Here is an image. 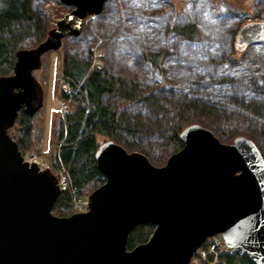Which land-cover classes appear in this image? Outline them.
Masks as SVG:
<instances>
[{
	"label": "water",
	"instance_id": "obj_1",
	"mask_svg": "<svg viewBox=\"0 0 264 264\" xmlns=\"http://www.w3.org/2000/svg\"><path fill=\"white\" fill-rule=\"evenodd\" d=\"M72 10L36 47L15 53L13 73L0 77V264H189L209 237L219 235L236 255L264 264V159L254 143H222L198 124L179 134L182 148L163 166L113 141L94 154L104 183L88 197V210L52 214L60 190L50 170L23 161L8 135L19 111L32 118L44 106L33 72L41 56L76 37L83 21L106 0H60ZM72 22V23H71ZM264 45V21L244 24L234 50ZM154 230L127 250L130 232Z\"/></svg>",
	"mask_w": 264,
	"mask_h": 264
},
{
	"label": "rangeland",
	"instance_id": "obj_2",
	"mask_svg": "<svg viewBox=\"0 0 264 264\" xmlns=\"http://www.w3.org/2000/svg\"><path fill=\"white\" fill-rule=\"evenodd\" d=\"M30 1L33 13L41 19L47 31L72 10L60 0ZM260 21H264V0H106L98 15L83 21L80 36L75 39L65 37L57 51L41 57V68L34 76L46 87L45 107L34 115L33 142L24 153L37 157L40 169L50 170L64 178L65 174L54 167L50 156L53 152L58 153V118L62 119L72 107L71 96L66 100L62 98L63 94L70 92L62 90L61 64L66 53L83 55L85 45L92 51V65L104 67L110 74L125 78L138 93L153 95L163 105L162 114L154 112L144 102L125 104L116 96L104 98L130 121L145 123L149 131L154 122L169 113L173 102H198L214 108L211 125L236 120L238 125L246 127L243 130L252 140L245 138L254 143L264 159V108L258 107L264 104V94L256 88V78L264 74V45L250 46L241 53L236 52L233 46L235 34L244 24ZM188 22L199 30V41H183L173 31V26ZM162 50L167 52L161 65L164 78L153 73L152 66L143 58L146 52ZM52 55L56 64L52 62ZM166 80L175 83H168V86L165 85ZM55 102L62 103L66 109L62 113L56 112ZM227 124L222 125L223 129L228 127ZM145 136L122 134L125 142L136 147L143 146L150 139H158L154 134ZM105 141L108 140L99 138L101 144ZM130 150L128 152H137L134 148ZM89 191L82 190L75 197L79 199L74 201L71 197L69 208L72 214L79 208H86L88 197L93 192ZM215 244L218 247L213 251L219 253L223 250V253L218 257V254L210 252L202 254L195 264H216L225 256L234 258L232 249L233 252L222 248L225 245L221 238L210 246L215 247ZM210 246L206 249L212 250Z\"/></svg>",
	"mask_w": 264,
	"mask_h": 264
},
{
	"label": "trees",
	"instance_id": "obj_3",
	"mask_svg": "<svg viewBox=\"0 0 264 264\" xmlns=\"http://www.w3.org/2000/svg\"><path fill=\"white\" fill-rule=\"evenodd\" d=\"M46 31L41 19L33 13L30 0H0V77L12 75L15 53L22 49L36 47L45 39ZM173 31L183 41L200 40L199 30L191 22L175 25ZM78 36L80 33L76 37ZM166 56L165 50L143 54L144 60L150 67L152 66L153 73L156 72L163 78L165 72L161 65ZM91 57V49L84 45L83 55L66 53L62 58L60 79L70 89V94H63L62 98L66 100L71 96L72 107L62 119L58 118V153L53 152L50 156L55 168H63L66 171L69 189L60 192L52 208L53 215L58 217L72 215L69 208L71 190L80 193L84 189H89V192H92L104 183V178L98 172L94 159V154L101 144L99 138L113 141L129 150L134 148L135 151L145 155L155 166L164 164L169 155L182 148L179 134L189 125H200L211 131L222 142L230 143L235 138L243 136L252 140V137L243 130L246 127L238 125L236 120L228 119L230 122L220 121L211 125L212 117L215 115L214 108L206 107L196 101L191 104L181 101L173 102L169 106V113H164L162 120L154 122L151 130H146L145 123L130 121L125 114L107 104L104 98L116 96L121 98L125 104L144 102L154 112L162 114L163 105L153 95L138 93L125 78L110 74L104 67L93 66ZM256 79V88L264 94V74ZM168 83L174 84L175 82L166 80L165 85ZM41 86L45 96L46 87L44 83ZM258 107L264 108V104ZM33 118L19 111L13 127L8 130V135L21 153L32 145ZM225 124L228 127L223 129L222 125L226 126ZM123 133L129 136L154 134L158 139L155 141L150 139L143 146L136 147L125 142L122 138ZM153 230L152 224L135 227L128 236L127 250L146 243ZM234 258L221 257V262L216 264H252L245 256L234 254Z\"/></svg>",
	"mask_w": 264,
	"mask_h": 264
},
{
	"label": "built area",
	"instance_id": "obj_4",
	"mask_svg": "<svg viewBox=\"0 0 264 264\" xmlns=\"http://www.w3.org/2000/svg\"><path fill=\"white\" fill-rule=\"evenodd\" d=\"M62 90L65 92V93H69V88L68 86L63 83L62 84ZM55 105L57 106V108H55L56 112H63L66 108H64L63 104L60 103V102H55ZM45 147V146H44ZM29 154L31 156H29ZM23 159L24 161L27 163V164H31V163H36L38 162L39 164V161L37 159V157L33 156L31 153H24L23 155ZM58 170H62L63 173L65 174L64 178L61 177V175H56L57 176V179H58V185H59V188L61 191H67L69 189V181H68V177L66 175V171L63 169V168H59ZM71 194H72V199L73 201L76 200V199H79V198H75L76 195H78L79 193L75 192L74 190H71ZM72 201V202H73ZM71 202V203H72ZM87 209V205H86V208H79L78 210H76L77 212H85ZM220 239L218 236H214V237H210L208 239H206L204 241V243L202 244V246L196 250L194 256L191 258V261H190V264H195V261L197 260V258H199L202 254H207V253H212L214 255L218 254L217 257L219 255H221L223 252L220 251L219 253L213 251L214 248H217L218 247V244H215V247H211L210 245H213L214 241L216 239ZM210 246L212 250L209 249H206V247ZM222 248H225V250H230L231 252H233L231 249H228L226 246H222Z\"/></svg>",
	"mask_w": 264,
	"mask_h": 264
},
{
	"label": "bare ground",
	"instance_id": "obj_5",
	"mask_svg": "<svg viewBox=\"0 0 264 264\" xmlns=\"http://www.w3.org/2000/svg\"><path fill=\"white\" fill-rule=\"evenodd\" d=\"M51 59H52V62L53 63H55V61H56V58L54 57V55H52L51 56ZM49 96V95H48ZM52 95H51V93H50V97H51ZM56 106V105H55ZM56 108H57V106H56ZM52 112V111H51ZM51 112L49 113V119H50V114H51ZM48 130V129H47Z\"/></svg>",
	"mask_w": 264,
	"mask_h": 264
}]
</instances>
